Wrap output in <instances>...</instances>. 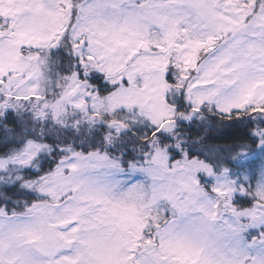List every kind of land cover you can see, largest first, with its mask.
I'll return each instance as SVG.
<instances>
[{
  "label": "snow or ice",
  "instance_id": "obj_1",
  "mask_svg": "<svg viewBox=\"0 0 264 264\" xmlns=\"http://www.w3.org/2000/svg\"><path fill=\"white\" fill-rule=\"evenodd\" d=\"M60 3L67 19L58 40L49 48L50 59L58 61L55 68L61 71L59 65L67 57L77 79L97 93L101 83L112 89L119 84L105 78L100 68L89 70L93 60L89 36L121 21L128 30L139 32L153 23L163 28L161 20L172 19L177 40L184 39L187 44L195 39L199 43L197 63L185 69L182 59L170 60L164 72L165 82L178 88L171 102V120L152 122L144 133L131 119L122 121V127L103 123L104 132L99 128L82 130L78 125L71 129L75 136L89 143L99 136L104 147L97 145V149L85 152L81 146L68 155L57 141L52 152L45 154L52 161L47 168L43 160L35 166L26 164L16 179L0 181V264H264V197L253 195L257 186L264 187V102L254 98L240 104L234 99L255 73L264 79V0H240L235 7L229 0H215L210 7L221 9L217 19L229 13L226 27L210 22L190 0ZM145 20L147 25L141 23ZM85 25L90 28L87 33ZM186 44L180 45L181 56L188 50ZM151 47L160 50L163 44L152 41ZM119 83H130V79L121 75ZM193 95L205 98L196 103ZM4 99L0 93V101ZM0 121V134L7 133L5 142H10L14 129L8 125L17 124L11 108ZM169 123L175 126L174 131L187 130L181 143L166 149L173 164L181 158L200 160L202 156H219L224 163L219 168L210 164L209 171L197 175L195 183L203 188L197 197L167 185L154 187L147 203L133 205L136 222L126 224L113 214L109 193L117 183L115 176L135 181L132 165L152 155L149 137L173 141ZM236 133L246 142L225 158L215 142ZM108 134L114 137L111 144L104 139ZM70 143L75 146L74 141ZM136 143L144 147L139 156L129 147ZM117 147L122 149V173L73 174L77 169L73 160L80 154L111 152ZM56 152L60 157H55ZM66 155L68 159H62ZM39 156L37 153L34 160ZM58 169L63 173L60 180L49 181ZM216 181L232 186L230 200L218 195L214 198ZM237 201L248 205L240 207Z\"/></svg>",
  "mask_w": 264,
  "mask_h": 264
},
{
  "label": "rangeland",
  "instance_id": "obj_2",
  "mask_svg": "<svg viewBox=\"0 0 264 264\" xmlns=\"http://www.w3.org/2000/svg\"><path fill=\"white\" fill-rule=\"evenodd\" d=\"M68 2L79 4L80 0ZM148 2L151 3L152 0ZM190 2L210 22L221 27L228 26L229 13L224 12L223 18L217 19L221 9L213 11L210 7L215 0ZM58 3L59 8L55 6ZM229 3L235 7L240 0H229ZM121 7L126 5L122 4ZM63 9L64 4L60 0H0V93L5 97L0 101V117L11 108L17 123L25 134H29V139L17 151L7 159L0 158V171L4 172V175H0V181L16 179L26 164H37V160H34L37 153L41 155L50 151V141L38 142L45 131H49L54 139L63 138L69 143L74 141L75 146L70 143L74 147L68 150V155H72L81 146L88 152L101 144L99 136L90 143L85 142L82 136H75L71 129L78 125L82 130L99 128L104 132L103 123L110 121L113 126L122 127V121L131 119L137 122L138 128L145 127L149 130L152 122L171 120V102L178 88L165 82L164 72L170 60L175 62L182 59L185 69H190L197 63L199 43L195 39L187 44L184 39L177 40L176 25L172 19L161 20L163 28L153 23L151 27L139 32L128 30L121 21L118 26H109L106 30H98L95 35L89 36L92 41L90 52L93 55L89 70L100 68L105 78L119 84L114 89L106 87L107 93L99 96L86 82L77 79L71 67L72 62L67 57L60 64L61 71H57L55 64L49 59V48L58 40L63 31V22L67 19ZM141 23L147 25L149 21ZM83 31L89 32V26L85 25ZM152 41L162 42L163 47L160 50L152 48ZM181 44H186L188 49L182 56ZM253 52L260 55L256 49ZM121 75H127L130 83L120 84ZM29 96L32 99H25ZM204 98L201 95L192 97L196 103ZM254 98L264 102V79L260 78L259 73L247 80L234 99L240 104H246ZM120 112L124 113L122 119H119ZM167 128L168 134H171L175 126L169 123ZM104 139L111 144L114 137L108 134ZM161 139L162 137L159 140L152 137V155L142 163L138 161V168L137 164L132 165V169L136 170L135 181L124 175L115 176L117 183L109 193L114 203L113 214L126 224L136 222L133 205L147 203L153 195L154 187L167 185L193 197L203 192V188L196 185L195 181L197 175L209 171L210 164L186 157L173 164L166 149L169 146L175 147L181 140L169 145L163 144ZM116 150H94L89 155L80 154L73 160L77 165L73 174L83 172L88 175L100 171L111 176L122 173L124 170L120 167V150ZM143 151L144 148L137 156ZM68 155L62 159H68ZM62 175L58 169L54 176L47 179L59 181ZM30 182L36 183L35 180ZM201 184L207 187L203 180ZM215 186L218 193L213 194L214 198L218 195L222 200L225 197L231 199L233 188L230 184L216 181ZM40 187L49 190L45 185ZM253 195L264 197V187L257 186ZM237 204L247 207L248 202L237 201ZM252 211L254 209L250 210Z\"/></svg>",
  "mask_w": 264,
  "mask_h": 264
},
{
  "label": "trees",
  "instance_id": "obj_3",
  "mask_svg": "<svg viewBox=\"0 0 264 264\" xmlns=\"http://www.w3.org/2000/svg\"><path fill=\"white\" fill-rule=\"evenodd\" d=\"M50 56H51V54H49V57ZM50 61H51V63L53 65L58 63V61H56L54 59H50ZM61 68L62 67L60 66V69ZM100 89L101 90L98 93L99 96H103V94L107 93V88L103 85V83L100 84ZM123 114H124L123 112L119 113V117H120L119 119H122V115ZM0 123H2V121H0ZM8 127L13 128L14 131L11 133L10 142H7V143L5 142V137H7L8 134L7 133L0 134V158H2V159H7V157L9 155L13 154L15 151H17L18 148L21 147V144L24 143V141H27L29 139L28 138L29 134L28 135L25 134V132L21 128L20 124L17 123L16 125H8ZM138 130L141 133H144L146 131H149L150 129L147 130L144 127V128H138ZM186 134H187L186 128H181L179 132L173 131L170 134V135L173 136V141L169 142V141L163 140V138L161 140H162L163 144L164 143L165 144L169 143V145H174L177 142V140H179V139L182 142L183 139L185 138ZM31 135H33V134H31ZM45 136H47L48 138L45 139L44 138ZM151 138L152 137H149V139H151ZM176 138H178V139H176ZM66 139H67V137H66ZM129 139H132V138H129ZM39 140H45V141H48V142L50 141V143H48L49 147L51 146L50 147V151L46 152V153L52 152V148H53V146H56V142L57 141H59V144L64 145L65 151L67 153H68V150H70L72 148V146H73V145L71 146L69 141H65L63 138L54 139L52 137V134L49 131H45L44 135L39 137L38 142H39ZM245 142H246L245 139L239 133H236V134H233L231 136L222 137L219 141H216L215 143H218L221 146V153H222L223 157L227 158L230 154L234 153L237 150L236 149L237 145L243 144ZM99 145H100L101 148L104 147L103 144H99ZM129 147L133 148V152H134L135 155H138V152L141 151L144 148L141 143H136L134 146L131 144V145H129ZM116 149H117L116 151L120 150V152L122 150L120 147H117ZM46 153L41 154L40 157H39V160H37L35 162V163L39 164L41 160L45 161V168H47L48 164L50 162H52V161H50L49 156L45 155ZM54 155H55V157H60V153L59 152H56ZM186 158L191 160V158H188V157H186ZM126 159H128V158H126ZM197 161H199V162L207 161V163H209L211 165H216V166L217 165L221 166L224 163V161L219 156L216 157V158L203 157L202 156L201 159L197 160ZM24 174L28 175V173H26V172Z\"/></svg>",
  "mask_w": 264,
  "mask_h": 264
}]
</instances>
